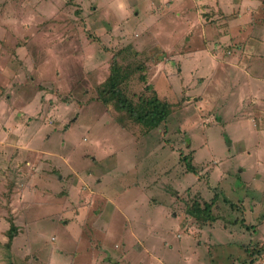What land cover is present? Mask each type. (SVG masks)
<instances>
[{
    "label": "rangeland",
    "instance_id": "rangeland-1",
    "mask_svg": "<svg viewBox=\"0 0 264 264\" xmlns=\"http://www.w3.org/2000/svg\"><path fill=\"white\" fill-rule=\"evenodd\" d=\"M239 3L0 0V264H264V14L233 29ZM115 61L158 128L101 101Z\"/></svg>",
    "mask_w": 264,
    "mask_h": 264
},
{
    "label": "trees",
    "instance_id": "trees-1",
    "mask_svg": "<svg viewBox=\"0 0 264 264\" xmlns=\"http://www.w3.org/2000/svg\"><path fill=\"white\" fill-rule=\"evenodd\" d=\"M132 74L133 72L123 69L115 61L112 64L111 76L104 83L105 91H103V86L100 92V99L104 104L109 106L114 105L118 111L125 112L132 120L144 128L154 130L167 121L172 114V107L168 102L161 101L154 91L153 96L149 98H140L138 102L130 100L124 93L122 87L130 79ZM146 78V75L140 77L143 82L147 81ZM147 89L152 91L151 86H148ZM188 160V158L183 159L187 170L197 175L196 168ZM188 211L197 220H203L209 223H213L216 220L212 214V206L210 204H206L204 208L194 206ZM12 238L11 236V240Z\"/></svg>",
    "mask_w": 264,
    "mask_h": 264
},
{
    "label": "crops",
    "instance_id": "crops-1",
    "mask_svg": "<svg viewBox=\"0 0 264 264\" xmlns=\"http://www.w3.org/2000/svg\"><path fill=\"white\" fill-rule=\"evenodd\" d=\"M221 5H223V4L219 3L218 7H220L222 9ZM263 5H264V2L261 1V0H240V3L238 5V7H239L240 11L242 10V12L240 14V18L235 20V22H233L231 24L232 25L231 27L234 29L235 27H237V26L242 24L243 25V32L245 34H249V32H251V31L254 32V30L257 27H258L259 31L264 30V20L261 18V15L264 14V10L262 9ZM255 17H257V20L262 19L260 21V24L257 25V27H255L253 24H251V25L247 24L249 22L252 23L253 20L255 19ZM259 31H258V34H255L256 33L255 32L254 36L259 35ZM258 38H259V40H255V43L252 44L253 48L251 46H250V48H248L249 52H254V51H257V50H259V51H263L264 50V42H262V41H264V39L261 36H259ZM223 65L226 68L225 69L226 73L231 71L233 73V75H232V73L230 72L231 77L234 78V79H238L237 78V74L230 67L228 69L229 65L227 64V59H226V64H223ZM263 73H264V71H263ZM261 76H263V75H261ZM263 78L264 77H259V78H257V79H259L258 81L257 80L256 81H252L254 84L247 83L246 84V88L251 90L252 85L255 86L256 82H258V86L260 88L262 86V89H263V92H264V80H263ZM232 89L234 90L235 88H232ZM262 121L263 120L260 119V122H262Z\"/></svg>",
    "mask_w": 264,
    "mask_h": 264
}]
</instances>
